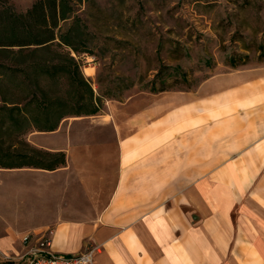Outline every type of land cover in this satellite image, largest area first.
<instances>
[{"label":"crops","instance_id":"obj_1","mask_svg":"<svg viewBox=\"0 0 264 264\" xmlns=\"http://www.w3.org/2000/svg\"><path fill=\"white\" fill-rule=\"evenodd\" d=\"M153 96L160 102L133 95L112 121L66 117L25 136L66 163L11 170L68 185L49 209L11 205L0 264H25L43 236L57 254L97 246L93 264H264V63L216 72L167 104L165 93Z\"/></svg>","mask_w":264,"mask_h":264},{"label":"rangeland","instance_id":"obj_2","mask_svg":"<svg viewBox=\"0 0 264 264\" xmlns=\"http://www.w3.org/2000/svg\"><path fill=\"white\" fill-rule=\"evenodd\" d=\"M36 1L10 3L15 11L25 12ZM74 10L84 34L78 44L90 51L81 54L82 73L103 104L89 120L112 121L133 95L149 96L148 102L156 103L160 99L153 94L165 93L167 104L172 91L193 90L216 72L264 63V0H82ZM68 23L60 22L61 28ZM1 63L11 67L14 60L0 55ZM162 88L166 90L157 92ZM89 131L83 128L80 134ZM100 156L88 154L82 160L95 162ZM44 182L35 170L0 168V219L7 218L12 206L13 213L35 203L49 209L68 185L63 178ZM43 185L49 186L46 197ZM192 218L194 225L199 223L195 211Z\"/></svg>","mask_w":264,"mask_h":264},{"label":"trees","instance_id":"obj_3","mask_svg":"<svg viewBox=\"0 0 264 264\" xmlns=\"http://www.w3.org/2000/svg\"><path fill=\"white\" fill-rule=\"evenodd\" d=\"M81 1L37 0L17 12L10 0H0V55L14 60L11 67L0 64V168L64 166V152L39 149L24 136L54 131L66 117L95 115L102 109L101 97L81 69V54L90 52L78 44L84 34L74 4ZM66 21L62 29L60 22ZM15 84L27 91H13Z\"/></svg>","mask_w":264,"mask_h":264},{"label":"built area","instance_id":"obj_4","mask_svg":"<svg viewBox=\"0 0 264 264\" xmlns=\"http://www.w3.org/2000/svg\"><path fill=\"white\" fill-rule=\"evenodd\" d=\"M27 234L24 240L31 238ZM97 246H89L86 250L75 255L53 253L49 247V239L46 236L39 237L36 245L29 251L25 264H93Z\"/></svg>","mask_w":264,"mask_h":264},{"label":"bare ground","instance_id":"obj_5","mask_svg":"<svg viewBox=\"0 0 264 264\" xmlns=\"http://www.w3.org/2000/svg\"><path fill=\"white\" fill-rule=\"evenodd\" d=\"M84 71H85V73H86L88 76L92 75V69H91V68L85 67V68H84Z\"/></svg>","mask_w":264,"mask_h":264}]
</instances>
